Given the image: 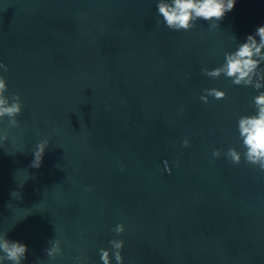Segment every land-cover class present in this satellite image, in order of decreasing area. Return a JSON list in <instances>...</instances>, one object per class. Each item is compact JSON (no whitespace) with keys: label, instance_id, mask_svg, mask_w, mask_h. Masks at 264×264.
Here are the masks:
<instances>
[{"label":"water","instance_id":"water-1","mask_svg":"<svg viewBox=\"0 0 264 264\" xmlns=\"http://www.w3.org/2000/svg\"><path fill=\"white\" fill-rule=\"evenodd\" d=\"M157 3L0 0V75L23 103L19 127L0 122V235L27 245L22 264H102L112 239L123 264H264V172L224 155L243 151L258 90L201 71L264 25V0L178 32ZM206 88L226 98L205 104Z\"/></svg>","mask_w":264,"mask_h":264},{"label":"clouds","instance_id":"clouds-1","mask_svg":"<svg viewBox=\"0 0 264 264\" xmlns=\"http://www.w3.org/2000/svg\"><path fill=\"white\" fill-rule=\"evenodd\" d=\"M236 0H158V15L163 18L167 28L173 31H189L196 26L198 20L207 21L210 28L219 27V22L223 20L226 13L235 6ZM257 37L259 39L257 40ZM235 38V37H234ZM236 39V38H235ZM264 25L257 27L254 34L246 37L245 42L239 43L235 51L224 53V63L214 69L202 68L204 75L218 79L221 75L232 80L237 86H251L258 90V95L253 98L255 113L242 115L238 118V133L242 141L243 151L236 148H229L224 154L232 164L239 165L243 159L245 163L258 168L264 172ZM0 69L5 72L7 66L0 63ZM8 89L7 81L0 75V122L8 119L10 128L19 127L17 117L22 114L23 103L18 93L11 96L6 95ZM200 100L207 104L208 98L217 100L225 99L226 93L217 88L204 89ZM7 133L0 135V147L8 141ZM49 146V140L38 142L32 151L33 160L31 167L38 169L41 167L45 151ZM183 146L188 147L189 141L185 139ZM212 156L219 158L221 150L214 149ZM88 190V189H86ZM12 198L22 195L19 191L13 190L10 193ZM11 207V202L8 203ZM113 231L120 235L125 229L123 224H117ZM110 249H99L102 264H112L111 257H114L116 264H123L122 250L124 241L112 239L109 241ZM27 245L19 241H13L6 235H0V264H22L26 259ZM50 260H55L62 254L61 240L54 239L51 246L45 249ZM80 260V257H76Z\"/></svg>","mask_w":264,"mask_h":264}]
</instances>
